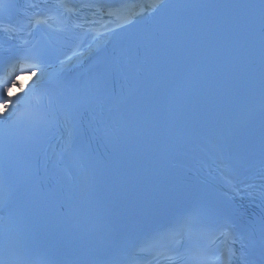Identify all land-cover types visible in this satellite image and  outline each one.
Returning <instances> with one entry per match:
<instances>
[{
  "label": "snow or ice",
  "instance_id": "obj_1",
  "mask_svg": "<svg viewBox=\"0 0 264 264\" xmlns=\"http://www.w3.org/2000/svg\"><path fill=\"white\" fill-rule=\"evenodd\" d=\"M4 7H7V5H4ZM32 23V22H30ZM35 24H45L47 23V20H41L36 19L34 21ZM5 32L12 31L10 28H4L2 29ZM31 58L33 59H39V54L33 55ZM36 67L41 68V71L43 70L42 63L36 65ZM35 75V72H33ZM12 83H18V81L13 80ZM8 92V89H4L5 95L0 96V108L3 110H0V120L2 121H8L9 119L17 116L18 109L13 108V104L15 103L13 101V98L9 95H6ZM243 237L240 238V247L234 248L232 246H226L225 250L221 252V258L223 259V264H257L256 261L252 260L250 257L253 255L252 252L249 251L247 246L243 243ZM233 244L236 243L235 240L232 242ZM30 251V250H27ZM26 251V255H27ZM262 255H264V251H262ZM0 264H8L7 259L0 258ZM19 264H32V262L29 259H23L19 262ZM42 264H50L48 261H43ZM259 264H264V260L259 261Z\"/></svg>",
  "mask_w": 264,
  "mask_h": 264
},
{
  "label": "bare ground",
  "instance_id": "obj_2",
  "mask_svg": "<svg viewBox=\"0 0 264 264\" xmlns=\"http://www.w3.org/2000/svg\"><path fill=\"white\" fill-rule=\"evenodd\" d=\"M37 76L36 77H34L33 79L36 81L37 79H39L40 78V73L39 72H36L35 73ZM25 89V87L24 86H19L18 88H14V89H12L11 90V93H18L19 91H23Z\"/></svg>",
  "mask_w": 264,
  "mask_h": 264
}]
</instances>
